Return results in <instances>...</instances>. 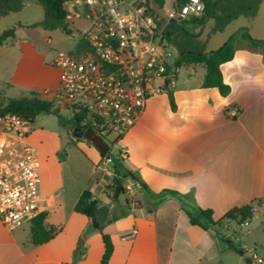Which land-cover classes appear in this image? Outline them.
Segmentation results:
<instances>
[{
  "label": "crops",
  "instance_id": "1",
  "mask_svg": "<svg viewBox=\"0 0 264 264\" xmlns=\"http://www.w3.org/2000/svg\"><path fill=\"white\" fill-rule=\"evenodd\" d=\"M174 1L170 0L171 6ZM70 3L65 8L70 9ZM33 5L41 12L29 8ZM43 17L35 1L0 17L10 30L20 31L16 39L12 32L0 42V88L5 96L10 90L13 98L52 95L59 81V70L51 64L55 52L76 49L80 41L72 28L78 21L69 23L70 35L30 26ZM171 23L160 21L165 41L163 32ZM183 24L198 30L194 24ZM77 34L78 40L69 45L68 38ZM242 41L236 39L233 59L220 65L223 81L230 86L227 96L216 88H202L203 78L197 84L190 78L176 81L171 87L174 111L166 93L153 96L137 124L116 142L120 149L116 153L109 149L120 155L122 168L137 173L145 187L131 181L129 212L103 228L113 245L108 264H248L236 248L256 249L264 256V46ZM50 139L48 134L29 131L28 141L40 159L41 210L48 214L47 227L58 231L47 243L34 246L28 226L11 231L0 223V264H73L89 223L74 211L85 190L99 207L109 208L105 217L126 209L124 197L114 202L106 196L113 174L107 159L89 141L79 138L67 145L66 130L64 143L74 151L66 168L68 154L61 161L57 158L62 143L51 145ZM163 190L184 196L183 205L170 194L155 205L151 194ZM245 205L253 207V217L240 225L224 220L204 230L191 225L187 216V212L209 209L216 222ZM131 230L134 235L124 238ZM81 247L84 255L74 264H99L104 251L100 233L84 238Z\"/></svg>",
  "mask_w": 264,
  "mask_h": 264
},
{
  "label": "built area",
  "instance_id": "2",
  "mask_svg": "<svg viewBox=\"0 0 264 264\" xmlns=\"http://www.w3.org/2000/svg\"><path fill=\"white\" fill-rule=\"evenodd\" d=\"M208 1L186 0L166 13L197 28L194 22L206 16ZM70 2L66 20L84 25L79 33L84 47L55 52L51 64L59 70V81L51 100L70 110L71 117L82 115L80 126L92 128L106 142L115 135L114 143L137 124L150 98L172 87L178 68L161 40L162 19L151 0ZM30 122L14 113L0 114V223L11 231L29 226L42 212L40 159L28 141ZM131 193L127 180L125 194ZM241 254L249 264H264L256 249L244 248Z\"/></svg>",
  "mask_w": 264,
  "mask_h": 264
},
{
  "label": "trees",
  "instance_id": "3",
  "mask_svg": "<svg viewBox=\"0 0 264 264\" xmlns=\"http://www.w3.org/2000/svg\"><path fill=\"white\" fill-rule=\"evenodd\" d=\"M28 1H35L38 5L42 7L44 11L43 19L39 22L31 24V27H39L47 31L58 30L66 35H70L72 33L71 27L66 20L65 9V4L70 0H0V17L6 16L9 13L19 12ZM165 1L166 0H155V3L159 7H163L165 5ZM214 1L215 0H209L207 2L206 11L209 9V7L213 4ZM185 2L186 0H175L173 3V7L180 8ZM205 21L206 16L194 22L197 25L198 30L196 32L188 33L193 35L199 34L204 26ZM181 23L183 24V22ZM237 38H239V40L248 42L253 47L264 46V41L251 40L248 37L246 30L243 29L239 30L236 34H234L222 48L209 54L201 53L198 55H194L190 53H181L178 50L176 58L172 63V66L174 68H180L181 66L190 64L203 65L205 67V74L201 83V87L216 88L221 96H227L230 92V86L223 81V77L220 71V65L233 59L235 51V42ZM3 40H5V38L0 35V42ZM161 40L165 41V38L161 36ZM83 47L84 42L83 40H80L76 47V50H81ZM166 94L168 97L170 108L172 111H174L175 103L171 88L166 89ZM3 102L5 103L1 105ZM7 112L20 115L32 121L34 117L40 113L56 114L57 110L53 109L52 100L41 98L39 94L30 93L28 95L20 96L17 98H9L5 96L3 90L0 88V114ZM81 116L82 115L73 116L70 119V126L66 129L68 134L67 145L73 144L74 141L79 139L74 136V128H79L80 130H85L86 128H88V126H80L79 121L81 120ZM120 139L121 137L115 140L114 143H116ZM101 156L103 159H106L105 154H101ZM109 159L113 164V168L111 169L113 178H117L118 180L122 179V181L119 182V185L121 186L119 193L120 196L125 198L126 209H123L120 211L119 214H113L110 217H101L96 214V209L99 207V202L93 198L92 194L89 191L86 190L80 194L74 206V211L77 214L84 216L95 227L96 231L101 235L104 251L99 264H108V261L113 252V245L111 239L109 235L103 232L105 224L111 223L119 218H122L126 216L129 212L130 201L128 200L125 194V187H123L122 183L126 182L127 180H130L138 182L141 184L142 187H145L137 173L122 168V158L118 153L111 154L109 152ZM113 190V183L107 185L104 190L106 196L110 201L113 200ZM165 194H170L174 196L179 200L181 206L183 205L184 196H181L179 193L169 190H163L159 194H151L152 197L156 199L155 205L161 203ZM116 201L117 199L114 200V202ZM260 202L261 201L257 202L258 205L260 204ZM47 216L48 214L46 212H41L38 216L34 218V220H32V222L28 226L30 242L34 246L47 243L54 237V235L58 231V229L56 228L47 227ZM187 216L191 225H196L204 230H208L212 226L220 225L224 220L235 222L238 225L243 224L245 222H249L253 217V207L251 205H245L240 208H233L229 210L221 220L216 222L212 220V211L209 209H198L196 213L187 212ZM235 252L242 255L241 251H239L238 248L235 249ZM83 255L84 248H76L73 256V264L76 263ZM247 263L249 264L248 261Z\"/></svg>",
  "mask_w": 264,
  "mask_h": 264
},
{
  "label": "water",
  "instance_id": "4",
  "mask_svg": "<svg viewBox=\"0 0 264 264\" xmlns=\"http://www.w3.org/2000/svg\"><path fill=\"white\" fill-rule=\"evenodd\" d=\"M170 0H166L164 7H158L151 1V8L158 16L165 20H172L171 26L163 32L166 41L178 48L181 53L198 55L209 54L222 48L228 40L239 30H246L248 37L253 41H264V0H215L206 11V21L200 33L188 34L178 23L177 17L169 18L166 10L170 7ZM4 32L2 36L7 38L11 30ZM175 37L181 38V43L176 42ZM75 137L89 141L101 154H105L107 166L112 169L113 164L109 159V144L99 136L92 128L85 130L74 128ZM118 180H113L114 190L112 201L120 196L121 186ZM109 208L106 205L96 209V214L105 217ZM96 232L95 227L89 222L78 241V247L82 246L83 239Z\"/></svg>",
  "mask_w": 264,
  "mask_h": 264
},
{
  "label": "rangeland",
  "instance_id": "5",
  "mask_svg": "<svg viewBox=\"0 0 264 264\" xmlns=\"http://www.w3.org/2000/svg\"><path fill=\"white\" fill-rule=\"evenodd\" d=\"M29 8H35L38 12H41V8L40 7H34L30 6ZM26 12V11H24ZM25 16L23 13L20 16V21L21 23H23L22 21H25ZM0 35H2L4 32H8V30H10V28L8 26H5L4 22H6V19L4 18H0ZM177 25H179L182 29H184L187 33H192L193 31L191 30V28L189 27V25H185L182 23H175ZM73 29H75V31L77 33H81L84 29V25L80 22H74ZM11 32H13L11 30ZM20 31H18L17 29L14 30L13 32V36L16 39L19 36ZM188 33V34H189ZM79 35L77 34L73 39L72 38H68V44L72 45L78 40ZM176 38V42L177 43H181V38L180 37H175ZM164 45L167 47V49L169 50V52L171 53V57L173 60H175L176 55H177V51L178 48L168 44L166 41L163 42ZM242 43L245 44L244 41H242ZM181 45H183V43H181ZM205 74V68L203 65H194V64H190V65H184L181 66L178 70V75H177V79L174 80V82L179 81V82H184L187 78H190L191 83L193 84H197L199 83V81L202 80L203 75ZM6 96L13 98L16 97L15 94H13V92L10 91H6ZM19 97V96H18ZM47 99H52V95H49L47 97H44ZM5 102H3L1 105H3ZM53 109L57 110L56 114H52V113H40L38 115H36L34 117V119L30 122L29 125V131L30 133H39L42 132L44 134H48L51 139H50V144L54 145L55 142L57 143V141H60L62 143L61 147L59 148V150L57 151V158L61 161L63 159V157L65 158L64 154L65 152L68 154V158L66 160L65 166L67 168V166L70 164V159H71V152H74L73 149H71V147H68L64 142H65V137H66V129L70 126V119H71V111L67 110L66 108H63L61 106L60 103H58L57 101L54 100L53 102ZM115 138V135H112L108 140L107 143H109L110 146V151L112 153H116L119 149L120 146L115 143L112 144L113 140ZM47 152L49 153V150H47ZM60 154V156H59ZM62 157V158H61Z\"/></svg>",
  "mask_w": 264,
  "mask_h": 264
}]
</instances>
